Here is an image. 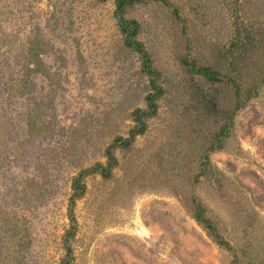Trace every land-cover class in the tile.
<instances>
[{
	"label": "rangeland",
	"instance_id": "374dc122",
	"mask_svg": "<svg viewBox=\"0 0 264 264\" xmlns=\"http://www.w3.org/2000/svg\"><path fill=\"white\" fill-rule=\"evenodd\" d=\"M114 8L0 0V264H264V0L126 7L162 89L128 146L151 89Z\"/></svg>",
	"mask_w": 264,
	"mask_h": 264
},
{
	"label": "trees",
	"instance_id": "16d2710c",
	"mask_svg": "<svg viewBox=\"0 0 264 264\" xmlns=\"http://www.w3.org/2000/svg\"><path fill=\"white\" fill-rule=\"evenodd\" d=\"M114 2V17L117 21L119 26L120 32L124 36V42L126 46H128L131 50L135 51L139 54V58L142 65V71L149 76L150 81V92L145 97V107L144 109L137 108L133 111L132 117L134 120V126L128 132V136L125 138L120 139V143L118 145L121 146H128L131 144L137 135L142 134L146 129V118L153 116L158 108V99L161 96L162 89L160 85L157 83V71L151 65L150 59L148 57L147 51L145 50L143 43L137 39V30H138V23L134 19H129L125 17L124 12L126 7L131 5L134 2H144L145 0H112ZM191 70L195 73L207 78L214 80L216 78L217 71L211 70L209 67L200 66L196 62L192 61L190 64ZM117 145L114 142L107 148L106 156H107V164L106 166L103 165H95L91 171H95L101 174L103 177L110 176L111 167L115 163V159L112 156L111 149ZM82 176L81 173L75 178L73 182L74 192L71 197V203L73 205L74 199L80 197L84 192V187L82 183ZM194 218L197 222L201 223L204 228L213 234L214 236L219 237V235L215 232V227L211 224L210 220L203 216V209L200 205L196 206V211L194 213ZM73 220V219H72ZM228 247V243H224Z\"/></svg>",
	"mask_w": 264,
	"mask_h": 264
}]
</instances>
